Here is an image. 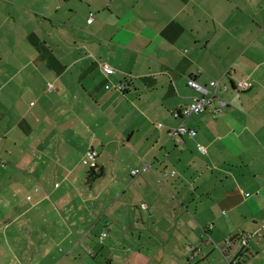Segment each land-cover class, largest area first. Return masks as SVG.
<instances>
[{
    "label": "crops",
    "instance_id": "crops-1",
    "mask_svg": "<svg viewBox=\"0 0 264 264\" xmlns=\"http://www.w3.org/2000/svg\"><path fill=\"white\" fill-rule=\"evenodd\" d=\"M188 77L227 106L170 136ZM236 234L264 264V0H0V264H228Z\"/></svg>",
    "mask_w": 264,
    "mask_h": 264
},
{
    "label": "built area",
    "instance_id": "built-area-1",
    "mask_svg": "<svg viewBox=\"0 0 264 264\" xmlns=\"http://www.w3.org/2000/svg\"><path fill=\"white\" fill-rule=\"evenodd\" d=\"M94 19V13L90 11L86 22L90 24ZM102 70L106 75H110L114 72V69L107 65H102ZM186 84L193 88L198 94L195 96L190 103L172 111V116L179 120V123L170 132V136L174 135H188L193 137L196 131L192 128H188L184 125V120L192 114H200L205 112L209 107L211 108V114L215 117L227 106V102L217 96L216 89L218 86L217 80H210L208 87L197 83L193 78H186ZM251 86V83L247 80H241L235 82V88L238 90H247ZM105 88H110V85L106 84ZM115 88L123 93L126 91L127 86L124 83H118ZM216 104L214 105V103ZM198 151L202 154L205 153V148L203 146H198ZM97 157V152L94 149H88L81 159V163L85 166L93 167L95 164V159ZM4 161L1 162L3 165ZM150 169V163H143L139 167L132 168L130 170L131 176H136L141 172ZM173 172H171V175ZM145 205H141L144 208ZM106 227H102L99 235V242H102L104 237L107 235ZM248 235L236 234L227 237L224 240L223 245L220 247L221 252L224 255L225 260L228 264H240V258L245 252V248L248 246ZM189 249H193L189 247Z\"/></svg>",
    "mask_w": 264,
    "mask_h": 264
},
{
    "label": "rangeland",
    "instance_id": "rangeland-1",
    "mask_svg": "<svg viewBox=\"0 0 264 264\" xmlns=\"http://www.w3.org/2000/svg\"><path fill=\"white\" fill-rule=\"evenodd\" d=\"M101 231V230H100ZM107 234H108V230H107V232H106Z\"/></svg>",
    "mask_w": 264,
    "mask_h": 264
}]
</instances>
